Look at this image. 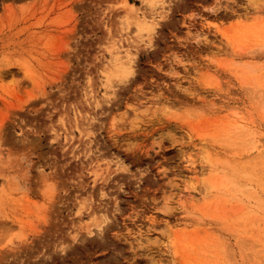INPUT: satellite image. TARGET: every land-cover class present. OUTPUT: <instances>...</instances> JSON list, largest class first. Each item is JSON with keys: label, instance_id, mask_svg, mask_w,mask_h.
<instances>
[{"label": "rangeland", "instance_id": "rangeland-1", "mask_svg": "<svg viewBox=\"0 0 264 264\" xmlns=\"http://www.w3.org/2000/svg\"><path fill=\"white\" fill-rule=\"evenodd\" d=\"M205 1L0 0V264H264V0Z\"/></svg>", "mask_w": 264, "mask_h": 264}, {"label": "bare ground", "instance_id": "bare-ground-1", "mask_svg": "<svg viewBox=\"0 0 264 264\" xmlns=\"http://www.w3.org/2000/svg\"><path fill=\"white\" fill-rule=\"evenodd\" d=\"M163 1H164V0H163ZM206 1H207V0H206ZM206 1H205V2H206ZM247 1H248L250 4H253V2H254L255 0H247ZM207 2H208V1H207ZM212 2H213V4H214L215 0L212 1ZM216 2H217V1H216ZM257 2H258V0H257ZM150 3H151V2H150ZM255 3H256V2H255ZM255 3H254V4H255ZM153 4H154V3H153ZM216 4H217V3H216ZM254 4H253V5H254ZM149 5H150V4H149ZM146 6H147V4H146ZM255 6H256V5H255ZM130 7H131V6H130ZM138 7H140V6H138ZM138 7L136 6V8H138ZM245 7H247V6H245ZM248 7H249V6H248ZM251 7H252V6H251ZM134 8H135V7H133L132 9L135 10L136 8H135V9H134ZM187 8L190 9V7H187ZM132 9H131V11H132V13H133V10H132ZM245 9H246V8H245ZM136 10H137V9H136ZM247 10H249V9H247ZM245 11H246V10H245ZM135 12H137V11H135ZM135 12H134V15H136ZM142 13H143V12H142ZM148 13H149V12H148ZM150 13H151V12H150ZM246 13H247V12H246ZM159 14H160V13H159ZM152 15H153V14H152ZM152 15H151V14L143 15V18H141V19H142V20H141V23H142V24H147V23H148L147 20H149V19H150V21L154 20V18H152V17H153ZM137 16H138V15H137ZM137 16H136V17H137ZM138 17H139V16H138ZM155 18H156V17H155ZM134 19H135V18H134ZM150 21H149V22H150ZM152 22H153V21H152ZM155 22H156V21H155ZM138 23H139V21H138ZM150 24H152V23L150 22ZM138 26H139V25H138ZM143 27H144V26H143ZM148 27H149V26H148ZM148 27H147V28H148ZM189 28H190V27H189ZM194 28H195V27H194ZM196 30H197V29H196ZM186 31H187V30H186ZM192 31H193V30H192ZM190 32H191V31H190ZM190 32H189V33H190ZM200 32H201V31H200ZM200 32H199V33H200ZM187 33H188V32H187ZM194 33H195V31H194ZM201 33H202V32H201ZM190 34H191V33H190ZM195 35H196V34H195ZM191 36H192V35H191ZM191 36H189V37H191ZM193 37H194V36H193ZM197 37H198V36H197ZM199 37H201V34H200ZM194 39H196V38H194ZM118 44H119V43H118ZM123 44H124V43H123ZM121 45H122V44H121ZM118 46H120V45H118ZM122 46H123V45H122ZM172 47H173V46H172ZM206 47H207V46H206ZM208 47H209V46H208ZM169 48H170V47H169ZM174 48H175V47H174ZM123 49H124V48H123ZM125 49H126V52H127V53L131 51V50L129 51V48H128L127 46H126ZM112 51H113L114 54H115V59L117 60V63L119 64V65H118V68H117V67H116V68L119 69V71L122 69V70H124V72H125V74H123V73H121L122 70H121L120 72L118 71V72L120 73L119 75H121V74L126 75V71L129 70V66H126V65H128L131 61L129 60V58L127 57V55H126L124 52H123V53L126 55L127 58H126V57L124 58V57L120 56V55H121V54H120L121 52H120V49H119V48H117L115 51H114V49H113ZM113 52H112V53H113ZM170 52H171V51H170ZM172 52H173V51H172ZM176 52H177V51H176ZM132 53H133V52H132ZM174 53H175V49H174ZM110 54H111V53H110ZM175 54H176V53H175ZM177 54H178V52H177ZM111 55H112V54H111ZM122 55H123V54H122ZM130 55H131V54H130ZM130 55H128V56H130ZM132 55H133V54H132ZM179 55H180V54H179ZM174 56H175V55H174ZM176 56H177V55H176ZM176 56H175V58H176ZM178 57H179V56H178ZM178 57H177V58H178ZM110 58H111V57H110ZM156 58H157V57H156ZM172 59H173V58H172ZM180 59H181V58H180ZM180 59H179V60H180ZM112 60H113V59H112ZM170 60H171V59H170ZM129 61H130V62H129ZM176 61H177V60H176ZM115 62H116V61H115ZM177 62H178V61H177ZM170 63H171V62H170ZM172 63H173V62H172ZM172 63H171V64H172ZM114 64H115V63H114ZM114 64H113V65H114ZM131 64H132V63H131ZM173 64H174V63H173ZM174 66H176V65H174ZM119 67H120V68H119ZM113 68H114V67H113ZM116 68H115V70H116ZM171 69H173V66H171ZM171 69H170V72H171ZM10 70H12V69H10ZM10 70L7 71V72H5V73H6L7 75H11V74H13V73H12L13 71L11 72ZM115 70H112V71H114V73H115ZM130 70H131V69H130ZM176 71H177V68H176ZM172 72H173V70H172ZM172 72H171V73H172ZM14 73H15V72H14ZM132 73H133V72H132ZM174 73H176V72H174ZM174 73H173V74H174ZM7 75H6V76H7ZM123 75H122V76H123ZM175 75H176V74H175ZM175 75H174V76H175ZM12 76H13V75H12ZM129 76H130V75H129ZM7 77H8V76H7ZM114 77H115V76H114ZM116 77H117V76H116ZM172 77H173V76H172ZM123 78H124V76H123ZM126 78H128V77H125V79H126ZM117 79H118V78H117ZM119 79H121V77H120ZM131 80H132V79H131ZM129 81H130V80H128V82H129ZM111 83H112V82H111ZM113 83H114V82H113ZM113 85H115V84H113ZM109 86H110V84H109ZM111 87H112V86H111ZM108 88H109V87H108ZM114 88H115V86H114ZM111 89H112V88H111ZM113 91H114V89H113ZM108 93H110V92H108ZM96 103H97V102H96ZM162 103H163V102H162ZM164 103H165V102H164ZM98 104H99V102H98ZM160 104H161V103H159V105H160ZM165 104H166V103H165ZM165 104H164V105H165ZM161 106H163V104H162ZM157 107H158V105H157ZM157 107H156V108H157ZM139 111H140V110H139ZM141 111H142V110H141ZM137 113H139V112H136V114H137ZM141 113H142V112H141ZM136 114H135V115H136ZM114 115H115V114H114ZM108 117H109V116H108ZM110 117H111V116H110ZM136 117H137V115H136ZM113 118H114V117H113ZM113 118H112V119H113ZM108 119H109V118H108ZM114 119H115V118H114ZM114 119H113V121H114ZM109 121L111 122L112 120L110 119ZM238 121H240V120L238 119ZM238 121H235V120H234L235 123H237ZM133 122H134V119H133ZM131 123H132V122H131ZM238 123H239V122H238ZM242 123H243V122H242ZM136 124H138V123H136ZM243 124H244V123H243ZM243 124H242V125H243ZM130 125L133 127V124H130ZM135 126H136V125L134 124V127H135ZM240 126H241V125H240ZM236 127H239V126L236 124ZM241 127H242V126H241ZM241 127H240V129H241ZM242 128H243V127H242ZM236 129H237V128H236ZM240 129H239V130H240ZM158 141H159V140H158ZM157 144H158V143H157ZM259 153H260V152H259ZM259 153H258V154H259ZM96 168H97V170H98V168L100 169L101 167H96ZM92 169H93V168H92ZM101 169H102V168H101ZM103 169H104V168H103ZM103 169H102V170H103ZM94 170H95V167H94ZM105 171H107V169H105ZM41 172H42V171H41ZM95 172H96V173H99V172L101 173V171L97 172V171L95 170V171L93 172L94 175L96 174ZM103 173H104V172H103ZM42 174H43V172H42ZM44 174H45V173H44ZM48 175H49V173L47 174V177H48V178H49V177L52 178V176H48ZM51 175H52V174H51ZM96 175H100V174H96ZM101 175H104V174H101ZM54 177H55V176H54ZM44 178H46L45 175H44ZM48 178H46V179L48 180ZM49 179H50V178H49ZM55 179H56V178H55ZM53 180H54V179H53ZM43 181H45V180L43 179ZM51 181H52V180H50L49 183H50ZM45 182L48 184L47 181H45ZM45 182H43V183H45ZM53 182H54V181H53ZM53 182H52V183H53ZM56 182H57V181H56ZM41 183H42V182H41ZM152 183H154V182H152ZM156 183H157V182H156ZM154 184H155V183H154ZM43 185H45V184H43ZM52 185H53V184H52ZM45 186H46V185H45ZM42 187H43V186H42ZM54 187H56V185H55ZM57 187H59V186H57ZM44 188H45V187H44ZM45 189H46V188H45ZM49 189H50V188H48V191H46L47 193H50V192L52 193V192L54 191V190H53V191L51 190V191L49 192ZM51 189H53V188H51ZM50 195H51V194H50ZM35 212H36V211H35ZM37 212H38V211H37ZM30 216H31V215H30ZM33 218H34V214H33ZM91 221H92V220H91ZM101 221H102V219H101ZM92 222H93V221H92ZM100 223H102V222H100ZM100 223H99V224H100ZM93 224H94V223H93ZM99 224H98V226H99ZM88 225H89V224H88ZM90 225H91V222H90ZM100 226H101V225H100ZM87 227H88V226H87ZM90 230H92V229H90ZM88 231H89V230H88ZM89 232H90V231H89ZM100 232H101V231H100ZM116 264H117V263H116Z\"/></svg>", "mask_w": 264, "mask_h": 264}]
</instances>
